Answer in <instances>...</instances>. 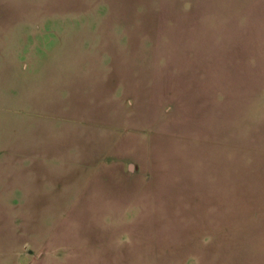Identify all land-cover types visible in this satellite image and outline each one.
Listing matches in <instances>:
<instances>
[{"label": "rangeland", "instance_id": "rangeland-1", "mask_svg": "<svg viewBox=\"0 0 264 264\" xmlns=\"http://www.w3.org/2000/svg\"><path fill=\"white\" fill-rule=\"evenodd\" d=\"M2 163L0 264H264V0H0Z\"/></svg>", "mask_w": 264, "mask_h": 264}, {"label": "crops", "instance_id": "crops-1", "mask_svg": "<svg viewBox=\"0 0 264 264\" xmlns=\"http://www.w3.org/2000/svg\"><path fill=\"white\" fill-rule=\"evenodd\" d=\"M58 150H59V151L62 150L61 152H63V153L66 151L64 148H60V149H58ZM81 150H82V149H81ZM88 150L91 151L92 149H88ZM90 151H87V150H85V149L82 150L83 153H90ZM16 152H18V151H12V153H16ZM75 152H76V151H75ZM31 160H32V159H31ZM108 162H109V161H108ZM104 163H107V161L104 162ZM5 166H6V165H4L3 163L0 164V169H3ZM84 166L91 167L89 163L84 164ZM92 196H93V195H92ZM94 196H95V195H94ZM94 196H93V198H94ZM98 196H103V194H100V195H98ZM97 198L103 199V198H101V197H97ZM79 202H80V200H79ZM25 241H26V240H25ZM25 241H24V242H25ZM23 247H25V245H24Z\"/></svg>", "mask_w": 264, "mask_h": 264}]
</instances>
